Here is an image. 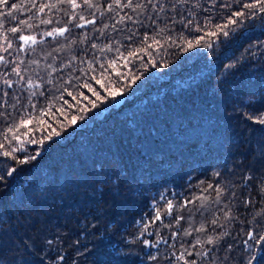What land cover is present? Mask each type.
<instances>
[{"label": "trees", "instance_id": "obj_1", "mask_svg": "<svg viewBox=\"0 0 264 264\" xmlns=\"http://www.w3.org/2000/svg\"><path fill=\"white\" fill-rule=\"evenodd\" d=\"M260 33L257 28L230 51L223 44L187 52L166 48L155 55L157 67L133 68L141 78L115 101L99 105L100 115L92 119L97 111L92 110L75 126L65 122L66 131L54 125L60 137L17 153L41 154L16 164L18 171L0 185L5 264H39L45 253L56 255L46 240L57 237L53 247L66 264H166L148 260L146 253L156 249L136 239L137 221L150 220L167 200L178 206L209 183L239 182L250 169L264 166L258 159L264 126L246 115L264 111V59L236 63L244 48L255 49L257 38L264 40ZM229 64L235 66L226 68ZM236 191L244 190L237 184ZM251 195L259 201L255 189ZM260 207L264 204L255 209ZM171 219L164 216L165 223ZM249 219L242 210L228 231L242 238ZM159 226L157 221L149 231ZM159 230L170 236L169 229Z\"/></svg>", "mask_w": 264, "mask_h": 264}, {"label": "snow or ice", "instance_id": "obj_2", "mask_svg": "<svg viewBox=\"0 0 264 264\" xmlns=\"http://www.w3.org/2000/svg\"><path fill=\"white\" fill-rule=\"evenodd\" d=\"M257 28L264 35V0H0V185L18 171L16 164L41 154L18 156L27 153L28 144L43 147L61 136L58 127L66 131L65 122L75 126L97 110L94 119L104 111L99 105L122 96L141 78L133 71L137 64L157 67L155 55L166 48L187 52L223 44L230 51ZM260 49L264 40L257 38L255 49L249 44L236 63L264 59ZM246 115L264 126V111ZM258 159L264 160V145L258 146ZM237 184L244 191L238 193ZM211 192L215 195L203 194ZM257 203L264 204V166L250 169L239 182L209 183L201 195L185 196L178 206L167 200L150 220L137 221L136 239L156 249L146 253L152 262L264 264V207L256 210ZM242 210L251 219L238 239L227 226ZM164 216L172 219L165 223ZM157 221L170 236H162L159 227L149 231ZM58 240H46L56 255L45 253L39 264L46 259L66 264V256L53 247ZM2 249L0 242V264H5Z\"/></svg>", "mask_w": 264, "mask_h": 264}]
</instances>
